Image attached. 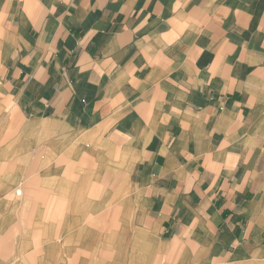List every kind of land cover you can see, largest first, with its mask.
<instances>
[{
    "label": "crops",
    "instance_id": "obj_1",
    "mask_svg": "<svg viewBox=\"0 0 264 264\" xmlns=\"http://www.w3.org/2000/svg\"><path fill=\"white\" fill-rule=\"evenodd\" d=\"M0 264H264V0H0Z\"/></svg>",
    "mask_w": 264,
    "mask_h": 264
}]
</instances>
